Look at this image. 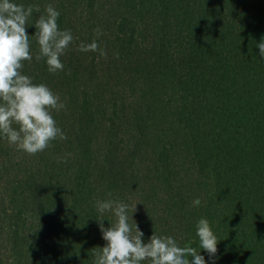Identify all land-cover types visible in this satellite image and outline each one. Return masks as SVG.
Listing matches in <instances>:
<instances>
[{
	"label": "trees",
	"instance_id": "1",
	"mask_svg": "<svg viewBox=\"0 0 264 264\" xmlns=\"http://www.w3.org/2000/svg\"><path fill=\"white\" fill-rule=\"evenodd\" d=\"M12 2L40 9L30 39L48 4L75 39L63 71L35 59L34 40L22 69L65 104L52 116L67 139L44 155L62 147L70 163L64 181L53 160L34 179L0 138V264H93L92 249L106 245L97 219L114 223L95 203L108 199L129 205L143 243L171 236L199 252L196 224L206 218L215 264H264V0ZM93 40L106 58L76 50Z\"/></svg>",
	"mask_w": 264,
	"mask_h": 264
},
{
	"label": "clouds",
	"instance_id": "2",
	"mask_svg": "<svg viewBox=\"0 0 264 264\" xmlns=\"http://www.w3.org/2000/svg\"><path fill=\"white\" fill-rule=\"evenodd\" d=\"M34 11L39 12V7H25L12 0H0V138L28 155H36L47 149L52 141L66 140L67 136L57 127L52 116L53 110L59 112L65 104L47 85L34 84L31 77L23 74V62L33 59L31 43L34 40L38 46L35 59L43 60L49 73L63 71L60 57L74 39L70 30H59L57 19L60 13L52 4H48L35 20L36 31L30 39L26 26ZM95 32L97 38L102 35L99 28ZM257 47L264 59V39ZM76 50L97 52L100 57H107V52L99 47L96 40L81 43ZM118 55L115 54L116 58ZM200 203L199 199L192 202L193 206ZM95 208L101 216L110 212L114 223L106 229L100 223L104 219H97L106 245L92 249L93 264H190L189 257L192 258L191 264H205L204 257L199 254L201 250L208 253L209 264H215L212 258L217 253L219 241L206 218H200L196 224L201 249L198 252L192 246H178L171 236L153 234L147 243H143V233L132 216V223H129V205L123 202L98 200Z\"/></svg>",
	"mask_w": 264,
	"mask_h": 264
},
{
	"label": "rangeland",
	"instance_id": "3",
	"mask_svg": "<svg viewBox=\"0 0 264 264\" xmlns=\"http://www.w3.org/2000/svg\"><path fill=\"white\" fill-rule=\"evenodd\" d=\"M105 35H107L106 33H104ZM75 40V39H74ZM79 40V39H78ZM101 44L104 46V42H101ZM38 48V46L36 45V49ZM35 49V50H36ZM9 144H7L6 148H8V150L10 151V154L12 155V158L14 160V162H12V165H17L18 168H20L25 175V171L27 173V175H29V173H36L34 176V179H41L42 178V171H43V167L47 166L50 162V160H53V162L56 164L55 167L58 168L59 172L58 174H60V176H62L63 181L65 180V178L67 177V164L70 163L69 159L65 158L64 156H70V155H66V154H70V151L68 153V151H66V149L62 148V147H55L53 149V151L51 152L50 156L44 155V151L46 152L49 148L45 149L42 152H39L40 155H36V156H29L27 154H25L22 151L17 150L16 148H13L12 146H10ZM54 150H56V157L54 156ZM15 154L17 155V157L19 156V158H15ZM101 157L102 155L99 154ZM57 157H63L64 160H66V162H59L57 159L55 160V158ZM49 159V160H48ZM48 160V161H47ZM62 167V168H60ZM66 172V173H65ZM22 178V181H24V178ZM26 179V176H25ZM3 187V197L5 196L6 198V202H8V200L10 199V194H7L8 191L12 188L10 185H7L5 183H2L1 185ZM10 192H12V190H10ZM25 197L27 198V195H25ZM30 200V199H29ZM8 204V203H7ZM5 204V205H7ZM5 206H2V208ZM2 208L0 207V226L3 228L7 227V218H3V213H2Z\"/></svg>",
	"mask_w": 264,
	"mask_h": 264
}]
</instances>
